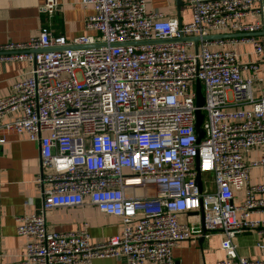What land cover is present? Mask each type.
<instances>
[{
    "label": "built area",
    "instance_id": "obj_1",
    "mask_svg": "<svg viewBox=\"0 0 264 264\" xmlns=\"http://www.w3.org/2000/svg\"><path fill=\"white\" fill-rule=\"evenodd\" d=\"M181 1L188 21L165 18L147 0H80L93 8L83 33L67 39L43 26L26 41L0 44V61L31 63L0 98V143L15 132L38 144L34 181L42 195L37 212L17 217L22 259L7 264H92L104 256L174 264V245L214 232L222 236L224 258L213 264H264L239 255L233 242L259 227L250 215L264 211V182L248 181L252 167L264 171V155L244 160L264 147V87L254 94L253 83L261 81L256 63H242L234 49H213L248 43L264 61V0ZM57 9V0H44L39 10L50 18ZM196 80L204 101L199 141ZM9 112L17 115L1 122ZM86 202L119 217L120 232L92 244L87 227L47 229L54 208Z\"/></svg>",
    "mask_w": 264,
    "mask_h": 264
},
{
    "label": "crops",
    "instance_id": "obj_2",
    "mask_svg": "<svg viewBox=\"0 0 264 264\" xmlns=\"http://www.w3.org/2000/svg\"><path fill=\"white\" fill-rule=\"evenodd\" d=\"M58 9L47 18L40 12L44 0H0V44L23 42L38 35L43 26L54 34L71 39L84 32V19L92 13V6L83 7L80 0H57ZM148 9H157L165 18L184 19L185 10L177 5L176 0H147ZM257 8V4L254 5ZM258 19L247 17V21ZM229 46L240 54V61L257 64L256 74L261 81L253 83L254 94L264 87V61H260L251 52L248 43H224L215 48ZM31 63L27 60L0 61V98L6 96L16 77L27 74ZM249 70H242L243 76L250 75ZM17 113H6L1 122L11 121ZM0 143V264L18 263L25 238L16 232L17 217L37 212L41 204V191L34 179L39 170V147L28 139L25 133L8 132ZM264 155V147L250 150L245 156L246 162L258 160ZM251 184L264 182V171L260 166L251 168L248 174ZM243 191H235L233 202L241 203ZM186 212L178 215L186 220ZM250 218L259 221L260 226L250 228L234 237L237 253L251 259L264 260V255L257 243L264 245V211H254ZM47 229L50 231H73L87 227L90 243L97 244L109 236L119 233L121 221L117 216L103 213L96 206L86 202L82 205L57 207L46 215ZM262 225V226H261ZM222 236L211 233L201 241H182L172 247L174 264H213L224 258L220 247ZM92 264H125L123 258L111 256L96 257Z\"/></svg>",
    "mask_w": 264,
    "mask_h": 264
},
{
    "label": "water",
    "instance_id": "obj_3",
    "mask_svg": "<svg viewBox=\"0 0 264 264\" xmlns=\"http://www.w3.org/2000/svg\"><path fill=\"white\" fill-rule=\"evenodd\" d=\"M177 5H181L182 1L181 0H176ZM259 34L258 32L255 33H218V34H210V35H206L203 37H190V38H186V39H182V40H193L194 42H197L199 39H226V38H234V37H245V36H253V35H257ZM195 87H196V106L197 109L195 111L196 114V121H195V129H196V135H197V141L200 140V138L203 136V130L200 127V123L202 121V113L200 111V107L203 105V95L201 92V85L200 82L198 80H196L195 82ZM195 169H196V183L197 185L200 186V176L201 173L199 171V162L198 159H196V164H195ZM201 223H202V227L204 230V224H203V215L201 212ZM203 239V237H200L199 240L201 241Z\"/></svg>",
    "mask_w": 264,
    "mask_h": 264
},
{
    "label": "rangeland",
    "instance_id": "obj_4",
    "mask_svg": "<svg viewBox=\"0 0 264 264\" xmlns=\"http://www.w3.org/2000/svg\"><path fill=\"white\" fill-rule=\"evenodd\" d=\"M189 16H190V13L187 10H185L184 19L188 21L189 20ZM228 48H230V47L229 46H225V47H218L217 49H228ZM213 49H216V48H213Z\"/></svg>",
    "mask_w": 264,
    "mask_h": 264
}]
</instances>
